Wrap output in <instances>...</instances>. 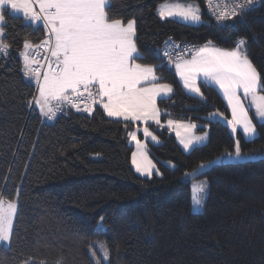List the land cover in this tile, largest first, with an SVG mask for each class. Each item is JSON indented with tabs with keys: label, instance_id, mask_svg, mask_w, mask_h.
Returning <instances> with one entry per match:
<instances>
[{
	"label": "trees",
	"instance_id": "trees-1",
	"mask_svg": "<svg viewBox=\"0 0 264 264\" xmlns=\"http://www.w3.org/2000/svg\"><path fill=\"white\" fill-rule=\"evenodd\" d=\"M166 1L112 0L111 11L136 19L139 62L157 65L162 82L173 85L169 98L157 100L161 122L195 123L208 139L185 152L168 129L151 126L158 141L147 144L159 174L149 178L131 165L133 124L110 119L99 107L91 115L70 108L44 123L29 107L35 84L24 76L19 55L25 39L38 43L45 31L3 10L11 48L0 55V192L19 199L11 240L0 245V264H96V242L109 252L101 264H264V157L200 174L208 191L199 213L191 212V180L185 178L232 152L237 139L242 153L259 156L264 124L254 122L258 138L251 142L232 134L217 90L199 83L203 98L185 93L174 65L159 51L167 38L232 48L243 37L264 83V0L221 26L201 0H193L202 6L198 25L161 19L156 8Z\"/></svg>",
	"mask_w": 264,
	"mask_h": 264
},
{
	"label": "snow or ice",
	"instance_id": "snow-or-ice-1",
	"mask_svg": "<svg viewBox=\"0 0 264 264\" xmlns=\"http://www.w3.org/2000/svg\"><path fill=\"white\" fill-rule=\"evenodd\" d=\"M254 3L255 0H232L231 3L228 0H205L206 8L218 22L238 17ZM6 6L13 13L22 14L31 24H41L45 31L44 38L38 43L25 39L20 52L24 76L36 85V94L27 102L29 107H37L42 116L54 120L65 106L89 115L99 106L109 118L134 125L142 123L143 136L158 141L148 125L152 122L163 127L157 100L169 98L173 85L162 82L163 77L157 75V65L139 62L143 56L137 44L135 18L125 20L113 14L112 0H0V55L5 57L11 48L5 38L3 10ZM158 15L161 19L178 17L193 24L202 20L200 6L195 2L165 3L158 9ZM174 49H180L175 58L167 49L163 57L174 65L183 87L203 98L198 81L218 86L231 110V118L225 119L232 133L236 134L239 128L249 142L258 138L249 107L245 106L240 95L242 92L257 120L264 124V83L249 57L246 38L238 39L232 48H219L211 41L203 46H192L190 58L183 54L189 51L188 46L174 45ZM40 50L45 53L43 63L38 58ZM167 127L177 129L176 135L186 151L207 139V133L194 134L195 123H178L169 119ZM139 131L141 129L137 127L128 132L137 146V151L132 153V164L140 175L151 177L154 170L157 174L159 171L148 158L147 145L137 136ZM256 155L242 153L238 139L234 150L225 153L228 159L236 160H251ZM214 163L210 161L199 167ZM206 188L207 181L192 186L195 206H202L201 194ZM18 199V194L13 198L0 192V243L11 240ZM100 222L103 223V217ZM96 246L107 260V245L97 242ZM96 246L92 247V255L96 264H101Z\"/></svg>",
	"mask_w": 264,
	"mask_h": 264
},
{
	"label": "rangeland",
	"instance_id": "rangeland-1",
	"mask_svg": "<svg viewBox=\"0 0 264 264\" xmlns=\"http://www.w3.org/2000/svg\"><path fill=\"white\" fill-rule=\"evenodd\" d=\"M166 40V39H165ZM202 45H204V44H202ZM199 46H201V45H198V47ZM216 117H218L219 115H215ZM40 117H41V120L42 121H44V123L46 122V120H47V118L46 117H44V116H42L41 114H40ZM219 119V118H218ZM178 123H191V122H184V121H178ZM161 124L163 125V127H157V130H161V129H163V128H167V129H169V133H172V134H174V136H175V140H176V142L178 143V145L180 146V148L183 150V151H185V152H188L189 150H184V148H183V145L182 144H180V142H179V138L177 137V135H176V131H177V129L175 128V127H173V128H168L167 127V121H165V122H161ZM143 124L142 125H134L133 124V127H132V131H134V130H136V128L137 127H139L140 129H141V131H139L138 133H137V136H138V138L139 139H141L143 142H145L146 143V145H147V155H148V158L152 161V163L153 164H155V162H154V160H153V158L151 157V155H150V153H149V147H148V144H147V142L148 141H152L151 140V138H145L144 136H143V133H142V128H143ZM149 128H150V131H152L153 132V134L154 135H156L157 136V134L154 132V130L151 128V126H157V125H155V123H149ZM197 128H198V125H197ZM197 128L196 129H194V134L195 135H204L205 133H207L206 131L205 132H197ZM180 131H181V133L183 134V130L182 129H180ZM141 136V138H140V136ZM207 139H208V134H207ZM207 139L205 140V141H203V142H201L200 144H196V145H194L193 147H195V146H200V145H203L204 143H206V141H207ZM152 142H156V141H152ZM129 144L131 145V146H133L134 148H133V151H132V153L133 152H136L137 151V146H136V144H135V142L134 141H132L131 139L129 140ZM192 147V148H193ZM191 148V149H192ZM259 156H257L256 158H261V157H264V155H260V154H258ZM242 160V159H241ZM241 160H236V159H228L227 157H225V154H222L221 156H218V157H216V158H214V159H212V160H210L211 162H215L214 164H212L211 166H209V167H205V168H200L199 166L201 165H199V166H197L195 169H193L191 172H189V173H191L192 175H185V178L187 179V180H191L190 181V192H191V212L192 213H199V212H201L202 210H203V206H204V203H205V199H206V196H207V191H208V185H207V188H206V191H205V193H203V194H201L202 196H203V204H202V206H195L194 205V202H193V199H192V196H193V193H192V186L194 185V184H197V183H199L200 181H206L204 178H198V176L200 175V174H202L203 172H205V171H207V170H209L210 168H212L213 166H215V165H218V164H221V163H228V162H237V161H241ZM210 161H207V162H205V163H202V164H208V162H210ZM131 165H132V168L135 170V166L132 164V155H131ZM155 166H156V164H155ZM156 169H157V167H156ZM135 172H136V170H135ZM138 175H140L138 172H136ZM155 174H157V172L154 170L153 171V175H155ZM188 174V173H187ZM141 177H144V178H149V177H147V176H142V175H140ZM152 177V176H151ZM9 243V242H8ZM8 243H0V245H8ZM95 244V246L97 245V242L96 243H94ZM96 248L99 250V254H100V258H101V260H103V261H108V259L107 260H104L103 259V253H102V251L99 249V247L98 246H96Z\"/></svg>",
	"mask_w": 264,
	"mask_h": 264
},
{
	"label": "crops",
	"instance_id": "crops-1",
	"mask_svg": "<svg viewBox=\"0 0 264 264\" xmlns=\"http://www.w3.org/2000/svg\"><path fill=\"white\" fill-rule=\"evenodd\" d=\"M190 2L198 3L199 6H200V9H201V13H202V6H201V4H200L199 2H197V1H193V0H170V1H166V2H163V3H161V4H159V5L157 6V8H156V12H157V14H158V9H159L162 5H164L165 3H190ZM5 10H7V11H8L11 15H13V16H17V17H20V18L24 19L23 16H22V14L13 13L12 10L10 9V7H7V6H6V7H5ZM158 16H159V15H158ZM159 17H160V16H159ZM166 19H172V20H175V21L181 22V23L186 24V25H198V24H200V23L202 22V20H201L200 23H195V24H193V23H191V22H185V21H183L182 19H180V18H178V17H171V18H166ZM24 21H25L26 23H30L28 20H25V19H24ZM36 25H37V24H36ZM40 25H41V24H40ZM201 46H203V45H201ZM216 47H218V46H216ZM219 48H220V47H219ZM22 51H23V50H22ZM19 56H20V55H19ZM20 60H21L22 67H23V62H22V58H21V56H20ZM174 73H175V68H174ZM175 76H176V78H177V80H178V82H179L181 88L183 89V91H184L185 93H187L188 95L194 96V97L201 98L200 96H198V95H196V94H194V93H191V92H189L187 89H185V88L183 87V83L180 81V79H179V77L176 75V73H175ZM199 83L207 84V85H209V86H211V87H213L214 89L217 90V92L219 93L220 97L222 98V100H223V102H224V104H225V106H226V108H227V111H228V113H229V117L231 118V110H230V108L228 107L227 100L224 98L223 93H222V91L218 88V86H216V85H214V84H210L209 82H203V81H198V84H199ZM35 94H36V92H35ZM240 95H241V99H242V101L244 102L245 106H246V107H249V115L252 117V119H253V123H254V122L260 123V122L257 120V118L255 117L254 109L251 108V107L249 106V101H248L247 99L244 98L242 92H241ZM158 99H159V98H158ZM97 107H99V106H97ZM34 108H35V110L39 113V109H38L37 107H34ZM99 108H101V107H99ZM101 110H103V109L101 108ZM39 114H40V113H39ZM105 115H106V114H105ZM108 118H109V117H108ZM218 118H219L221 121H225L224 118H220L219 116H218ZM230 118H229V119H230ZM110 119L117 120V119H115V118H110ZM46 121H47V120H46ZM119 121H123V120H119ZM150 123H151V122H150ZM226 123H227V122H226ZM254 124H255V123H254ZM139 125H142V123L139 124ZM155 125H156V124H155ZM166 129H167V128H166ZM168 131H169V129H168ZM237 131L241 134V136H242V138H243L244 140H247V139L244 137V135L242 134V129H239V128H238ZM232 134H233V133H232ZM129 140H130V138H129ZM247 141H248V140H247ZM133 148H134V147H133Z\"/></svg>",
	"mask_w": 264,
	"mask_h": 264
},
{
	"label": "built area",
	"instance_id": "built-area-1",
	"mask_svg": "<svg viewBox=\"0 0 264 264\" xmlns=\"http://www.w3.org/2000/svg\"><path fill=\"white\" fill-rule=\"evenodd\" d=\"M202 1V4H203V7L206 11V13L208 14V16L210 17V19L213 21V23L217 26H221V25H224L226 24L228 21L232 20H226V21H223V22H218L216 19H215V16L206 8V5H205V0H201ZM229 3L232 2V0H228ZM167 42V43H166ZM174 45H180L181 48H183L184 46H188L189 47V51L188 52H185L183 53L185 55L186 58H190V49L192 46H197L196 44L194 43H191V42H187L185 40H178V39H173V38H167L166 40L163 41V43L161 44V46L159 47V51L161 53V56L163 57V52L167 49L168 51L172 52L173 54V58H175V56L180 53V49H174ZM45 55V53L43 52V50H40V55H39V59L41 60V62L43 63V56ZM165 60H167L166 57H163ZM168 61V60H167ZM70 109V107H67L65 106L64 110L60 113L57 114V117L54 119V120H48L47 119V122L48 123H53L58 117H61V116H64L66 114V111Z\"/></svg>",
	"mask_w": 264,
	"mask_h": 264
},
{
	"label": "bare ground",
	"instance_id": "bare-ground-1",
	"mask_svg": "<svg viewBox=\"0 0 264 264\" xmlns=\"http://www.w3.org/2000/svg\"><path fill=\"white\" fill-rule=\"evenodd\" d=\"M162 43H163V42H162ZM160 46H161V45H160ZM160 46H159V47H160Z\"/></svg>",
	"mask_w": 264,
	"mask_h": 264
}]
</instances>
